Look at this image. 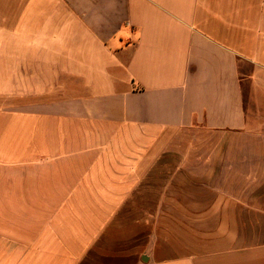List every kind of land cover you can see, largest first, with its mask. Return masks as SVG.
Masks as SVG:
<instances>
[{
	"label": "crops",
	"instance_id": "crops-1",
	"mask_svg": "<svg viewBox=\"0 0 264 264\" xmlns=\"http://www.w3.org/2000/svg\"><path fill=\"white\" fill-rule=\"evenodd\" d=\"M263 73L264 0H0V264H264Z\"/></svg>",
	"mask_w": 264,
	"mask_h": 264
},
{
	"label": "rangeland",
	"instance_id": "rangeland-1",
	"mask_svg": "<svg viewBox=\"0 0 264 264\" xmlns=\"http://www.w3.org/2000/svg\"><path fill=\"white\" fill-rule=\"evenodd\" d=\"M259 74V73H258ZM246 83H253L252 77ZM256 76V74H255ZM258 76V75H257ZM258 87L252 92V88L246 89V109L248 113L249 127L264 130V73L259 75ZM254 77V73H253Z\"/></svg>",
	"mask_w": 264,
	"mask_h": 264
}]
</instances>
